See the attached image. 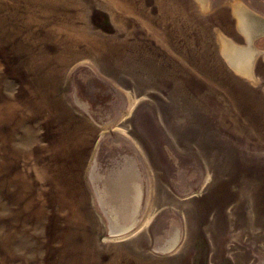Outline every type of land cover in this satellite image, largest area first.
<instances>
[{"label":"rangeland","instance_id":"1","mask_svg":"<svg viewBox=\"0 0 264 264\" xmlns=\"http://www.w3.org/2000/svg\"><path fill=\"white\" fill-rule=\"evenodd\" d=\"M0 264H264V0H0Z\"/></svg>","mask_w":264,"mask_h":264},{"label":"water","instance_id":"2","mask_svg":"<svg viewBox=\"0 0 264 264\" xmlns=\"http://www.w3.org/2000/svg\"><path fill=\"white\" fill-rule=\"evenodd\" d=\"M241 19V21H240ZM239 19V25L240 27L244 30V34L246 36V38L248 39L249 43H252V40L254 39V36H255V32H256V27L254 24L255 21H251V20H248V18L245 16V20L243 21L242 18ZM234 53L235 54H243L245 57H243L244 59H241V58H238V59H235V60H230V58L228 57V62L230 64V66H232L233 68L236 67V63L237 64H243V62L245 63L244 66H240L238 67L239 69L241 70H244L245 68L249 71V70H252V67H251V64L250 62L252 61L254 55H251V53H249V56L246 55L245 51L244 50H241L239 49L238 47L234 46ZM243 52V53H242ZM248 56V58H247ZM247 58V59H245ZM237 68V67H236Z\"/></svg>","mask_w":264,"mask_h":264},{"label":"bare ground","instance_id":"3","mask_svg":"<svg viewBox=\"0 0 264 264\" xmlns=\"http://www.w3.org/2000/svg\"><path fill=\"white\" fill-rule=\"evenodd\" d=\"M240 5V4H239ZM239 7V6H238ZM241 9V8H240ZM237 12H238V10H237ZM240 18H242V20L244 21L245 20V16L243 15V14H241L240 15ZM239 18V16H238V19H240ZM240 21H241V19H240ZM239 21V22H240ZM228 50V49H227ZM229 51V50H228ZM232 52V56H230L229 58H230V60L232 61V60H235L236 58H238V57H245L244 55H242V54H235L233 51H231ZM243 53V52H242ZM229 54V53H228ZM231 55V54H230ZM244 63V62H243ZM238 68V67H237ZM239 69V68H238ZM246 69V68H245Z\"/></svg>","mask_w":264,"mask_h":264},{"label":"crops","instance_id":"4","mask_svg":"<svg viewBox=\"0 0 264 264\" xmlns=\"http://www.w3.org/2000/svg\"><path fill=\"white\" fill-rule=\"evenodd\" d=\"M252 67H254V66H252ZM243 71H245L247 73L249 72L247 69H244ZM247 76L250 77V78H252V77L254 78L255 77L254 70L252 69L251 72L248 73Z\"/></svg>","mask_w":264,"mask_h":264}]
</instances>
